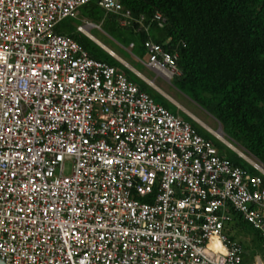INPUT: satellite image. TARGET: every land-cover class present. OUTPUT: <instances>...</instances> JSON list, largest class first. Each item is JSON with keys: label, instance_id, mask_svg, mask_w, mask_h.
<instances>
[{"label": "built area", "instance_id": "2783aa9c", "mask_svg": "<svg viewBox=\"0 0 264 264\" xmlns=\"http://www.w3.org/2000/svg\"><path fill=\"white\" fill-rule=\"evenodd\" d=\"M90 1L0 0V260L243 264L229 215L264 241L262 164L211 135L258 176L234 166L118 69L54 32ZM96 6L119 27H141L118 0ZM90 28L81 21L75 32ZM143 48L147 70L164 82L178 75L175 55L150 40Z\"/></svg>", "mask_w": 264, "mask_h": 264}, {"label": "trees", "instance_id": "16d2710c", "mask_svg": "<svg viewBox=\"0 0 264 264\" xmlns=\"http://www.w3.org/2000/svg\"><path fill=\"white\" fill-rule=\"evenodd\" d=\"M96 1L91 0L81 7L77 19L91 24L103 21L109 27L116 24L117 18L98 8ZM118 2L132 18L143 19L141 27L134 23L127 27L116 24V29L126 34V37L121 36L117 42L126 49L131 44L128 53L139 63L147 59L143 48L146 40L175 55L178 75L171 78L174 89L216 120L222 133L260 162L264 170V0ZM155 13L164 19L161 27L151 20ZM75 27L68 33L64 30L54 32L77 42L90 58L129 74L138 82V86L134 85L150 98L156 95L143 81L102 49L75 32ZM82 43L88 44L90 51ZM160 99L163 108L175 109L167 101ZM180 115L199 136L211 142L219 155L246 173L258 176L211 134L185 115ZM230 215L231 228L239 231L246 226L244 229L248 228L254 236L255 242L250 247L241 248L243 264L255 256L264 263V241L238 215Z\"/></svg>", "mask_w": 264, "mask_h": 264}, {"label": "rangeland", "instance_id": "374dc122", "mask_svg": "<svg viewBox=\"0 0 264 264\" xmlns=\"http://www.w3.org/2000/svg\"><path fill=\"white\" fill-rule=\"evenodd\" d=\"M79 13H80V11H79ZM102 22L103 21L93 22L92 24L97 26V28H90L88 34L91 37H93L95 40H97L100 44H102L106 48L112 50L115 53V55H117V57H119L122 61H124L131 69H133L138 74H140L142 78L147 80L146 81L147 84L154 87L160 93H162L163 95H165L166 97L171 99V101H173L175 103V105L172 104L170 101H168L166 98H164V96H162L158 91L149 87L157 96L164 99L165 101H167L170 105H172L175 108V109H172L169 107H168V109L165 108L170 114H172L174 116L177 115L181 118H182V116L180 114H183L186 117H188L191 121H193V122L195 121L196 123H198L200 126H202L206 130L208 129L212 132H220L222 134L223 141L230 143L235 149L239 150L237 145L234 144L232 141H230V139H228L222 133V130H221L219 123L216 120H214L210 115H208L207 113H205L204 111L199 109L194 103H192L184 95L177 92L174 89L171 80L168 82L162 81L157 76H155L153 72L145 69L143 67V65L141 63L137 62L132 57V55L130 53L125 51L126 48L122 47L117 41H119V38H121V36L126 37V34L124 32H121L120 30L116 29L115 26H117L116 25L117 23L116 24L113 23L109 27V26L103 24ZM77 24L78 25L80 24V19L64 20V21L60 22L58 25H56V27L54 28V31L55 30H64L67 33L72 32L74 27L77 26ZM82 44H83V46H85V48L87 50L90 51L91 47L88 44L87 45L85 43H82ZM110 55L113 57L112 54H110ZM125 69L128 72H130L132 75H134L127 68H125ZM123 74L129 82H131L135 85L138 84V82L134 78H132L129 74L124 73V72H123ZM156 95H153V97L151 98L152 101L155 104L162 106L161 105L162 104L161 99L159 97H157ZM245 156H247V155H245ZM64 169H65V173L68 174L69 170H70V165L65 164ZM229 216L231 217V215H229ZM244 227L246 228V226H244ZM244 227H242L239 231H236L234 228H231L230 224L228 225L229 232L227 234L229 235V238L234 239L236 242H238L240 244L241 248L250 247V244L255 242L252 232L250 230H247L248 228L245 230ZM255 257H257V256H255ZM251 262H252V259L250 261H247L246 263L250 264Z\"/></svg>", "mask_w": 264, "mask_h": 264}, {"label": "crops", "instance_id": "0c3cea01", "mask_svg": "<svg viewBox=\"0 0 264 264\" xmlns=\"http://www.w3.org/2000/svg\"><path fill=\"white\" fill-rule=\"evenodd\" d=\"M89 32V31H88ZM84 36V35H83ZM85 37L87 39H89L90 41H92L94 44H96L100 49H102L106 54L109 52L113 55V59L116 60L119 64H121L123 67L127 68L128 70H130L134 75H138L139 77H141L140 74H138L136 71H134L133 69H131L124 61H122L119 57H117V55H115V53L113 51H111L110 49L106 48L105 46H103L102 44H100L97 40H95L93 37H91L88 33L87 35H85ZM126 51V50H125ZM128 52V51H126ZM141 63V62H140ZM144 67V66H143ZM145 68V67H144ZM146 69V68H145ZM142 78V77H141ZM144 79V78H143ZM156 90V89H155ZM158 91V90H156ZM159 92V91H158ZM160 93V92H159ZM162 96H164V98H166L168 101H170L172 104L175 105V103L173 101H171V99H169L168 97H166L165 95H163L162 93H160Z\"/></svg>", "mask_w": 264, "mask_h": 264}, {"label": "bare ground", "instance_id": "6f19581e", "mask_svg": "<svg viewBox=\"0 0 264 264\" xmlns=\"http://www.w3.org/2000/svg\"><path fill=\"white\" fill-rule=\"evenodd\" d=\"M152 84V83H151ZM149 85V84H148ZM150 86V85H149ZM151 88L155 89L154 87L150 86ZM195 122V121H194ZM196 123V122H195ZM198 124V123H196ZM199 125V124H198ZM200 126V125H199ZM201 128H203L202 126H200ZM204 129V128H203ZM205 131H207L208 133H210L213 137H215L217 140L221 141V142H224L223 139H222V134L220 132H212L210 130H206L204 129Z\"/></svg>", "mask_w": 264, "mask_h": 264}, {"label": "water", "instance_id": "95a60500", "mask_svg": "<svg viewBox=\"0 0 264 264\" xmlns=\"http://www.w3.org/2000/svg\"><path fill=\"white\" fill-rule=\"evenodd\" d=\"M151 83V82H150ZM199 126V125H198ZM0 264H4V261L3 260H0Z\"/></svg>", "mask_w": 264, "mask_h": 264}]
</instances>
